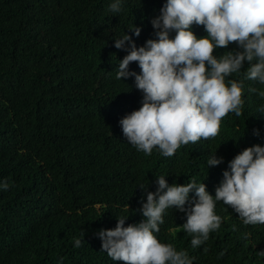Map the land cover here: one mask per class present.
Wrapping results in <instances>:
<instances>
[{
  "label": "trees",
  "instance_id": "1",
  "mask_svg": "<svg viewBox=\"0 0 264 264\" xmlns=\"http://www.w3.org/2000/svg\"><path fill=\"white\" fill-rule=\"evenodd\" d=\"M110 2L0 0V179L10 183L0 190V264H124L101 251L96 233L120 217H128L124 226L139 223L144 189L154 192L156 177L203 182L214 197L228 161L264 144V98L249 91L264 85L244 78L245 63L226 78L242 81V114L222 118L216 137L170 157L130 145L118 122L140 107L142 94L133 77L116 78L127 52L113 41L126 33L139 47L154 38L150 21L164 0H124L120 13L108 10ZM192 30L206 35L202 25ZM129 70L140 71L136 62ZM215 151L223 163L206 166ZM214 211L220 227L196 248L180 227L186 217L172 208L157 239L187 250L193 264H264V224H243L222 201Z\"/></svg>",
  "mask_w": 264,
  "mask_h": 264
},
{
  "label": "clouds",
  "instance_id": "2",
  "mask_svg": "<svg viewBox=\"0 0 264 264\" xmlns=\"http://www.w3.org/2000/svg\"><path fill=\"white\" fill-rule=\"evenodd\" d=\"M123 4L124 0H111L108 10L120 13ZM150 23L154 38L142 46L137 47L126 33L113 41L116 49L127 52L119 60L116 78L133 77L142 94L140 107L118 123L138 152L151 155L155 148L161 156L170 157L181 145L216 137L228 113L242 114V81L226 78L239 74L245 63L244 78L264 85V0H164ZM193 24L202 25L206 35L197 37ZM129 31L138 37L141 29L133 26ZM232 42L236 43L233 50L214 55V50ZM130 62L137 63L139 73L129 70ZM249 91L264 98V90ZM258 111L264 115V104ZM253 134L259 137L260 131L254 129ZM221 163L223 157L216 151L206 160V166ZM165 177H156L154 192L144 189L139 223L124 226L128 217H120L114 228L96 233L101 251L112 261L193 264L195 257L187 250L178 251L157 239L169 208L186 217L180 227L191 236L193 248L220 227L222 218L214 211L218 201L237 213L243 224H264V144L246 147L228 161L214 197L203 182L190 179L169 185ZM9 186L0 179V190ZM80 244L75 240L74 246Z\"/></svg>",
  "mask_w": 264,
  "mask_h": 264
}]
</instances>
